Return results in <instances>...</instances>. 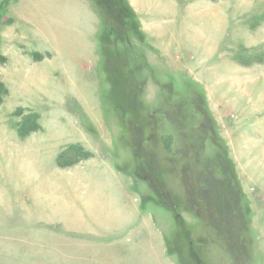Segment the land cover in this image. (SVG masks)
<instances>
[{"label": "rangeland", "instance_id": "374dc122", "mask_svg": "<svg viewBox=\"0 0 264 264\" xmlns=\"http://www.w3.org/2000/svg\"><path fill=\"white\" fill-rule=\"evenodd\" d=\"M44 1L29 53L0 0V264H264V0Z\"/></svg>", "mask_w": 264, "mask_h": 264}, {"label": "crops", "instance_id": "0c3cea01", "mask_svg": "<svg viewBox=\"0 0 264 264\" xmlns=\"http://www.w3.org/2000/svg\"><path fill=\"white\" fill-rule=\"evenodd\" d=\"M33 1H34L33 6L30 8L32 10H30L27 7L28 5H25L26 1L24 0V6H25L24 9L27 12V14H23L21 9L18 10L19 16H16V18H15L16 20H14V22L8 26V27H10L9 33H17V40H16L17 48H19L21 51H24V52L27 51L29 53H32V51L29 50L27 48V46H25V35L24 34H26V33H30L33 31L35 33L37 32V34L41 35V37H44V39L52 38L51 40H49L52 43L58 44V43L62 42L61 37H59V34L56 33V23L59 22V20L62 21L61 20L62 18L57 20L58 19L57 10L53 11L50 8L51 6L49 7V9L46 8L48 3H46L44 0H43V2H41L40 0H33ZM21 7H22V5H20V8ZM36 7H38L39 9L43 8V10L52 17L53 21L55 22V25L51 26L46 21H44V19L42 17H40V18L38 17V19H35L34 11L35 10H36V12L39 11ZM60 25H61V22H60ZM52 27H53V30L51 29ZM55 49H56V47H55ZM46 50H49V49H46ZM44 51H42V52H44ZM37 52H39V51H37ZM47 52L50 53L49 51H46V53ZM24 59H26V58H24ZM105 203H106V201H105ZM117 224H118V227L109 228L110 230H112V232L109 231V233L111 232V234H113L112 241H115V242L120 240L119 236H121L124 233V231H126V229L128 227L127 224L123 225V222L117 223Z\"/></svg>", "mask_w": 264, "mask_h": 264}, {"label": "trees", "instance_id": "16d2710c", "mask_svg": "<svg viewBox=\"0 0 264 264\" xmlns=\"http://www.w3.org/2000/svg\"><path fill=\"white\" fill-rule=\"evenodd\" d=\"M78 149H79V148H78ZM86 154H88V153H86ZM76 155H77V157H76V158H79V153H77Z\"/></svg>", "mask_w": 264, "mask_h": 264}]
</instances>
